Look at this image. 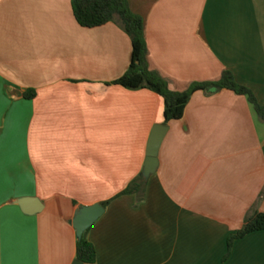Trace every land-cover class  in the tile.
Returning a JSON list of instances; mask_svg holds the SVG:
<instances>
[{"label": "crops", "instance_id": "0c3cea01", "mask_svg": "<svg viewBox=\"0 0 264 264\" xmlns=\"http://www.w3.org/2000/svg\"><path fill=\"white\" fill-rule=\"evenodd\" d=\"M73 0H0V264H74V220L95 264H264V121L247 97L196 92L165 125L162 97L114 84L133 60L118 23L85 28ZM144 23L149 68L175 92L232 71L264 105V0H128ZM30 97L27 98V95ZM169 131L143 200L154 128ZM34 199L42 209L18 205Z\"/></svg>", "mask_w": 264, "mask_h": 264}, {"label": "trees", "instance_id": "16d2710c", "mask_svg": "<svg viewBox=\"0 0 264 264\" xmlns=\"http://www.w3.org/2000/svg\"><path fill=\"white\" fill-rule=\"evenodd\" d=\"M72 6L75 19L82 27L95 28L114 22L124 28L132 39L133 60L127 73L114 84L130 90L147 89L162 97L165 104V125L182 120L192 96L196 92L207 90L210 86L227 89L247 97L259 118L264 121V105L259 103L257 96L250 88L237 81L232 71L224 72L221 81L217 83L196 84L185 92L171 90L169 83L149 68L144 23L142 18L131 10L128 0H73ZM29 97L30 94L27 95V98ZM145 186L146 182L140 177L123 195L136 194L140 200H143ZM107 205L108 203H105L103 206L107 207ZM259 231H264V213H255L250 216L243 229L229 238V251L225 261L231 255L235 241ZM87 232L83 239L78 241L77 260L84 264H95L97 251L95 246L87 240Z\"/></svg>", "mask_w": 264, "mask_h": 264}, {"label": "water", "instance_id": "95a60500", "mask_svg": "<svg viewBox=\"0 0 264 264\" xmlns=\"http://www.w3.org/2000/svg\"><path fill=\"white\" fill-rule=\"evenodd\" d=\"M209 90H219L213 87ZM169 128L167 126L158 125L154 128L150 142L148 145L147 159L145 161L144 170L142 173V178L144 181H149V179L154 175L159 167V153L161 146ZM18 205L27 214H33L42 209L41 206H37V201L34 199H22L18 202ZM105 208L102 205H95L92 207L82 208L79 214L74 220V227L77 230L78 239L82 240L84 234L89 231V229L104 215ZM74 264H84L81 261H76Z\"/></svg>", "mask_w": 264, "mask_h": 264}]
</instances>
